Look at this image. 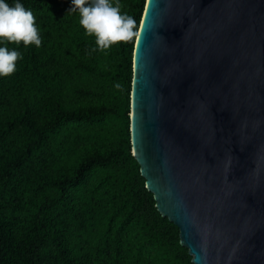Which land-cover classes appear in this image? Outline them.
<instances>
[{"label":"trees","instance_id":"1","mask_svg":"<svg viewBox=\"0 0 264 264\" xmlns=\"http://www.w3.org/2000/svg\"><path fill=\"white\" fill-rule=\"evenodd\" d=\"M20 2L41 45L6 44L22 59L0 77V264H194L132 154L137 35L92 51L71 0ZM118 2L138 33L146 0Z\"/></svg>","mask_w":264,"mask_h":264},{"label":"water","instance_id":"2","mask_svg":"<svg viewBox=\"0 0 264 264\" xmlns=\"http://www.w3.org/2000/svg\"><path fill=\"white\" fill-rule=\"evenodd\" d=\"M130 136L194 264H264V0H146Z\"/></svg>","mask_w":264,"mask_h":264},{"label":"clouds","instance_id":"3","mask_svg":"<svg viewBox=\"0 0 264 264\" xmlns=\"http://www.w3.org/2000/svg\"><path fill=\"white\" fill-rule=\"evenodd\" d=\"M68 12L79 13V23L86 34L95 37L96 48L108 49L119 42H127L138 35L134 32L136 21L127 13H122L118 0H71ZM24 46L41 45V37L36 18L31 9H26L20 0H0V77L16 71V61L22 55L9 49L7 43ZM119 87V85H117Z\"/></svg>","mask_w":264,"mask_h":264}]
</instances>
